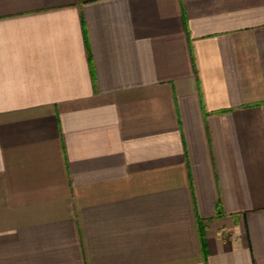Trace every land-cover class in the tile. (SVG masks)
Listing matches in <instances>:
<instances>
[{"label":"crops","instance_id":"1","mask_svg":"<svg viewBox=\"0 0 264 264\" xmlns=\"http://www.w3.org/2000/svg\"><path fill=\"white\" fill-rule=\"evenodd\" d=\"M0 264H264V0H0Z\"/></svg>","mask_w":264,"mask_h":264}]
</instances>
